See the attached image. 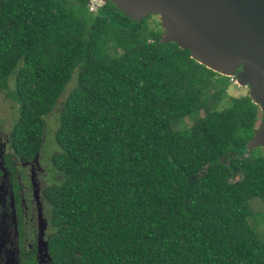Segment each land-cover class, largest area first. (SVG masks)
<instances>
[{
	"label": "trees",
	"instance_id": "obj_1",
	"mask_svg": "<svg viewBox=\"0 0 264 264\" xmlns=\"http://www.w3.org/2000/svg\"><path fill=\"white\" fill-rule=\"evenodd\" d=\"M163 33L158 14L137 20L111 1L0 0V90L19 103L18 155L41 151L46 116L76 79L51 160L56 264H264L250 221L264 146L247 148L260 105L229 96L236 77Z\"/></svg>",
	"mask_w": 264,
	"mask_h": 264
},
{
	"label": "water",
	"instance_id": "obj_2",
	"mask_svg": "<svg viewBox=\"0 0 264 264\" xmlns=\"http://www.w3.org/2000/svg\"><path fill=\"white\" fill-rule=\"evenodd\" d=\"M111 1L134 19L160 16L162 42L189 49L199 63L250 88L264 115V0ZM264 146V118L247 144Z\"/></svg>",
	"mask_w": 264,
	"mask_h": 264
},
{
	"label": "flooded vegetation",
	"instance_id": "obj_3",
	"mask_svg": "<svg viewBox=\"0 0 264 264\" xmlns=\"http://www.w3.org/2000/svg\"><path fill=\"white\" fill-rule=\"evenodd\" d=\"M44 159L41 151L32 159L18 155L12 132L4 137L0 131V264H56L48 191L56 172Z\"/></svg>",
	"mask_w": 264,
	"mask_h": 264
},
{
	"label": "rangeland",
	"instance_id": "obj_4",
	"mask_svg": "<svg viewBox=\"0 0 264 264\" xmlns=\"http://www.w3.org/2000/svg\"><path fill=\"white\" fill-rule=\"evenodd\" d=\"M94 7V6H93ZM76 79L73 78L71 82L66 87L65 93L61 96L58 101L57 107L54 109L52 113L46 116V127L44 132V141L41 147L42 156H44V160L46 164L51 162L52 156L59 152L60 145L56 139V131L58 128V118L61 110V106L65 101L67 95L70 90L75 85ZM11 87L13 88V83L11 82ZM250 91L249 87L239 85L237 80L233 81V84L228 88L229 96H241L247 94ZM205 115L204 112H199L195 114H191L186 118L182 119L179 124L183 127H189L195 123L199 118H202ZM19 117V103L12 96V94L8 93L7 90H0V131L3 132V136H8L12 130L14 129V125ZM5 139V138H4ZM53 165V164H52ZM56 172V183L61 179L58 171ZM54 173V172H53ZM58 175V176H57ZM58 178V179H57ZM250 205L252 207V217L250 219L251 223L255 225L261 235L264 237V200L260 198H252L250 200Z\"/></svg>",
	"mask_w": 264,
	"mask_h": 264
},
{
	"label": "built area",
	"instance_id": "obj_5",
	"mask_svg": "<svg viewBox=\"0 0 264 264\" xmlns=\"http://www.w3.org/2000/svg\"><path fill=\"white\" fill-rule=\"evenodd\" d=\"M91 9L93 10V9H94V7L92 6V7H91Z\"/></svg>",
	"mask_w": 264,
	"mask_h": 264
}]
</instances>
